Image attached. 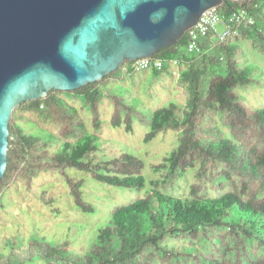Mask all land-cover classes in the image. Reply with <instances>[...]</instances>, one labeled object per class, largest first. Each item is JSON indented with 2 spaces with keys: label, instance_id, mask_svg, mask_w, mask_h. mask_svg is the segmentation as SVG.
<instances>
[{
  "label": "trees",
  "instance_id": "1",
  "mask_svg": "<svg viewBox=\"0 0 264 264\" xmlns=\"http://www.w3.org/2000/svg\"><path fill=\"white\" fill-rule=\"evenodd\" d=\"M217 9L246 12L235 35L222 41L212 34L207 40L199 38L197 52L187 50L190 38L184 31L152 56L167 65L177 62L183 106L169 103L144 115L106 90V82L120 79L116 74L130 64L126 61L97 81L75 90L52 89L13 109L0 198L17 181L29 187L33 178L49 171L63 178L81 212H94L82 195L83 179L70 176L69 169L86 171L102 184L141 196L113 205L90 232L86 248L71 249L67 241L51 244L36 236L15 252L0 253V264H27L36 258L45 264H264V107L245 106L235 93L254 82L250 70L239 64L236 42L249 39L264 55V0H225ZM207 41L214 47L207 50ZM165 64L151 69L157 74ZM258 80L264 81V76ZM63 92L83 97L96 128L99 105L105 100L112 108V126L128 133L137 119L149 126L144 143L171 130L176 146L151 164L155 176L148 181L144 162L135 154L119 151L94 161L89 158L96 150L94 140L77 110L60 96ZM25 112L52 124L61 144L58 150L50 151L37 136L22 130L17 120ZM36 197L47 205L53 202L44 191Z\"/></svg>",
  "mask_w": 264,
  "mask_h": 264
},
{
  "label": "water",
  "instance_id": "2",
  "mask_svg": "<svg viewBox=\"0 0 264 264\" xmlns=\"http://www.w3.org/2000/svg\"><path fill=\"white\" fill-rule=\"evenodd\" d=\"M223 1L0 0V179L17 105L153 56Z\"/></svg>",
  "mask_w": 264,
  "mask_h": 264
},
{
  "label": "rangeland",
  "instance_id": "3",
  "mask_svg": "<svg viewBox=\"0 0 264 264\" xmlns=\"http://www.w3.org/2000/svg\"><path fill=\"white\" fill-rule=\"evenodd\" d=\"M222 31L223 26L217 25ZM240 54L238 61L241 67L250 70L254 80L247 87L235 89L239 102L255 108L264 107V55L259 54L249 39L239 40ZM165 64V62H164ZM118 70L120 79H110L104 88L116 94L123 101L140 113L149 115L153 110L175 103L184 105V93L178 83L176 73L179 68L170 63L165 64L162 72L154 74L151 68L132 71L130 64ZM256 67V68H255ZM254 70V71H253ZM258 70L260 72H258ZM259 81V82H258ZM60 96L73 106L82 119L86 133L91 136L96 150L89 157L97 161L110 158L119 151H126L140 156L144 162L143 176L146 181L155 176L151 164L158 163L170 154L176 146V135L168 130L159 133L144 143L143 137L149 130L148 123L135 119L132 131L125 132L123 127L110 124L111 106L103 100L99 105V127L93 126V115L82 96L61 93ZM19 113V112H18ZM17 124L22 130L37 136L50 151H56L58 144L56 129L50 122L34 120V114L25 112ZM70 176L82 178V195L93 204L94 212L84 213L74 204L69 189L60 176L45 171L33 178L29 187L22 181L7 188L0 198V253L2 255L17 251L32 237H42L51 244L67 241L71 249L86 248L87 238L106 218V212L115 204H127L139 198L141 193L124 188H115L94 180L86 171L69 169ZM46 192L53 199L52 204H44L37 195ZM53 209H56L55 212ZM27 264H45L38 258Z\"/></svg>",
  "mask_w": 264,
  "mask_h": 264
},
{
  "label": "built area",
  "instance_id": "4",
  "mask_svg": "<svg viewBox=\"0 0 264 264\" xmlns=\"http://www.w3.org/2000/svg\"><path fill=\"white\" fill-rule=\"evenodd\" d=\"M246 18V12L243 10L232 11L230 14L223 13L217 9V7H211L204 10L199 19L195 24L189 27L186 31L190 41L187 45V50L200 51V48L197 47L196 40L205 37L208 34L217 36L219 41L225 40L229 35H235L237 33V28L239 23L244 22ZM247 22L252 24L253 20L251 18L247 19ZM221 24L223 26L222 31L217 30V25ZM203 46V42L200 43ZM214 47V45L207 41V50ZM170 63L176 65L177 62L172 60ZM164 64V61L160 58L154 57H144L138 58L133 61H130V67L132 71H141L147 68L152 69H161ZM125 69V67H123Z\"/></svg>",
  "mask_w": 264,
  "mask_h": 264
},
{
  "label": "clouds",
  "instance_id": "5",
  "mask_svg": "<svg viewBox=\"0 0 264 264\" xmlns=\"http://www.w3.org/2000/svg\"><path fill=\"white\" fill-rule=\"evenodd\" d=\"M217 7V6H216Z\"/></svg>",
  "mask_w": 264,
  "mask_h": 264
}]
</instances>
